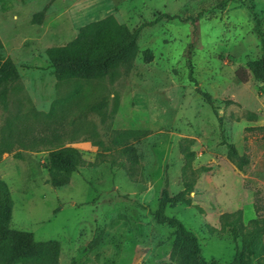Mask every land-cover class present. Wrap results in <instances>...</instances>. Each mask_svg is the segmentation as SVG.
Listing matches in <instances>:
<instances>
[{"label": "rangeland", "instance_id": "rangeland-1", "mask_svg": "<svg viewBox=\"0 0 264 264\" xmlns=\"http://www.w3.org/2000/svg\"><path fill=\"white\" fill-rule=\"evenodd\" d=\"M161 13L182 18L145 27L132 60L105 75L57 79L47 48L111 14L133 29ZM262 38L264 0H0V60L21 73L0 85L8 86L0 143L11 152L0 175L14 200L11 227L59 240V264H177L173 229L153 216L167 192L184 197L165 212L196 234L201 257L233 261L241 240L212 236L207 225L220 227L219 216L238 209L245 223L264 218V76L248 67L264 56ZM128 129L148 132L120 134ZM225 138L249 156L244 170L227 157ZM58 145L86 160L62 187L48 182ZM182 145L195 152L186 181ZM245 259L264 264L250 251Z\"/></svg>", "mask_w": 264, "mask_h": 264}, {"label": "trees", "instance_id": "trees-1", "mask_svg": "<svg viewBox=\"0 0 264 264\" xmlns=\"http://www.w3.org/2000/svg\"><path fill=\"white\" fill-rule=\"evenodd\" d=\"M200 13L197 14L199 16ZM182 18L180 14L161 13L151 21L139 23L135 28L130 29L126 24L121 23L115 15L111 14L102 19L95 20L82 26L77 36L61 46H53L46 49L55 75L59 80L73 77L92 78L105 75L110 69L116 67L123 61L132 60L139 51V37L143 29L153 26L162 19ZM196 22V16L185 17L184 20ZM258 25V24H257ZM261 36L263 32L259 30ZM264 43V38H262ZM147 61L152 60V51H144ZM252 73L261 77L264 76V56L248 63ZM237 77L246 82L249 79L248 69L240 68L236 71ZM192 76V75H191ZM21 77L17 65L10 59L0 60V85L16 82ZM8 86H4L0 95L5 99ZM203 95L210 101V96L203 92ZM147 130L128 129L120 131L126 135H146ZM121 136L119 137L120 140ZM223 143L227 146V157L240 170H244L249 164L250 158L247 154H241L234 142L226 138ZM10 142L2 141L0 156L4 152H11ZM124 147V152H129ZM185 157V164L182 169L184 181L195 176V172L188 168L195 156L194 151L182 145ZM15 158L23 159L20 151L15 152ZM48 182L54 187H62L70 182L71 176L86 163L82 152L78 147L71 145H58L49 150ZM185 202L182 195L170 196L164 193L158 209L153 212L156 222L167 224L172 227L175 235L172 255L178 254L180 261L177 264H223L216 261L209 263L201 257V246L199 239L194 232L187 229L177 218L169 216L165 212L167 204L176 206ZM256 211L259 205L255 203ZM14 200L10 187L6 180L0 177V264H59L62 252V244L59 240L35 239L34 234L29 231L18 230L11 227ZM220 227L207 225L209 234L218 238L231 235L233 239L241 240V248L230 263L225 264H246L245 253L250 251L257 258L264 257V218L260 216L252 218L248 223L243 220V209L227 211L219 216ZM157 264H172L161 262Z\"/></svg>", "mask_w": 264, "mask_h": 264}, {"label": "crops", "instance_id": "crops-1", "mask_svg": "<svg viewBox=\"0 0 264 264\" xmlns=\"http://www.w3.org/2000/svg\"><path fill=\"white\" fill-rule=\"evenodd\" d=\"M7 157H9L8 152H4L1 156H0V162L4 159H6ZM0 177L3 178V176L0 175ZM4 179V178H3ZM5 180V179H4ZM8 183V182H7ZM9 185V184H8Z\"/></svg>", "mask_w": 264, "mask_h": 264}]
</instances>
